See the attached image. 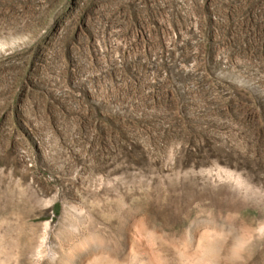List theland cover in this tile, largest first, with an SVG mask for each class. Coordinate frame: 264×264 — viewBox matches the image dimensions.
Wrapping results in <instances>:
<instances>
[{"label": "rangeland", "instance_id": "1", "mask_svg": "<svg viewBox=\"0 0 264 264\" xmlns=\"http://www.w3.org/2000/svg\"><path fill=\"white\" fill-rule=\"evenodd\" d=\"M0 264H264V0H0Z\"/></svg>", "mask_w": 264, "mask_h": 264}]
</instances>
